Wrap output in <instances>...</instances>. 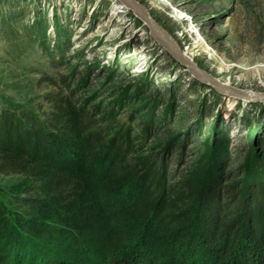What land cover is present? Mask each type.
I'll use <instances>...</instances> for the list:
<instances>
[{"label":"rangeland","instance_id":"obj_1","mask_svg":"<svg viewBox=\"0 0 264 264\" xmlns=\"http://www.w3.org/2000/svg\"><path fill=\"white\" fill-rule=\"evenodd\" d=\"M134 1L202 71L264 93V0ZM118 7V0H0V105L37 113L66 77L77 98L98 107L97 119L129 125L141 153L166 156L175 180L262 182L264 103L196 80ZM19 182L0 175V197Z\"/></svg>","mask_w":264,"mask_h":264},{"label":"trees","instance_id":"obj_2","mask_svg":"<svg viewBox=\"0 0 264 264\" xmlns=\"http://www.w3.org/2000/svg\"><path fill=\"white\" fill-rule=\"evenodd\" d=\"M58 82L39 113L0 105V175L20 180L0 197V264H264V180H175Z\"/></svg>","mask_w":264,"mask_h":264},{"label":"water","instance_id":"obj_3","mask_svg":"<svg viewBox=\"0 0 264 264\" xmlns=\"http://www.w3.org/2000/svg\"><path fill=\"white\" fill-rule=\"evenodd\" d=\"M129 10H131L145 25L149 28L152 37L161 45L168 53L175 58L180 64L184 65L191 76L196 80L211 85L218 92H222L236 99L243 101H255L264 103L263 92H244L238 89L222 85L212 76L202 71L198 66L185 56L182 51L170 39L166 31L156 22H154L136 3L131 0H119Z\"/></svg>","mask_w":264,"mask_h":264},{"label":"bare ground","instance_id":"obj_4","mask_svg":"<svg viewBox=\"0 0 264 264\" xmlns=\"http://www.w3.org/2000/svg\"><path fill=\"white\" fill-rule=\"evenodd\" d=\"M119 1V0H118ZM131 1H133L134 3H136L147 15H148V12H147V10H146V8L144 7V6H142L141 4H139V3H137V2H135L134 0H131ZM126 9H127V7L123 4V3H121L120 1H119V7H118V10H117V13L119 14V13H121V14H123V13H125L126 12ZM149 16V15H148ZM182 54H183V56H185L186 58H188L189 60H191L192 61V58L186 53V52H182ZM136 56V54H131L129 57L130 58H132V57H135ZM141 71L140 70H135L134 71V74H139ZM216 81H218L219 83H221L222 85H228V82H226V81H224V82H220L218 79H216Z\"/></svg>","mask_w":264,"mask_h":264}]
</instances>
